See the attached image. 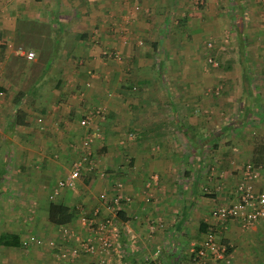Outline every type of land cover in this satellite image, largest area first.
Masks as SVG:
<instances>
[{
    "label": "crops",
    "instance_id": "obj_1",
    "mask_svg": "<svg viewBox=\"0 0 264 264\" xmlns=\"http://www.w3.org/2000/svg\"><path fill=\"white\" fill-rule=\"evenodd\" d=\"M190 13L197 17L196 33L198 28L201 32L219 29L221 15L242 19L236 26L252 41L249 49L258 57L254 63L264 59V0H0V146L13 148L20 157L19 163L10 162V169L1 161L0 195L9 191L1 180L11 177L12 169L24 167L38 172L35 177L20 175L18 186L24 191L20 190L47 191L50 184L39 186L32 178H47L46 172L53 173L62 163L69 167L84 137L90 136L98 170L79 177L74 190L83 187L81 194L67 189L57 198L73 208L80 198L88 207L99 192H112V176L123 183L131 202L120 211L116 254L109 264H185L190 243L199 242L208 225L217 241H233L237 246L229 253L230 264H264V258L256 261L255 256L258 248H264V219L241 230L236 220L219 222L211 217L214 206L232 199L240 172L231 173L232 162L241 149L251 158V143H241L236 135L246 121L233 120L241 114L263 115L264 102L258 100L264 98V76L250 73V61L241 60L240 71L231 68L236 75H227L229 70L223 74L235 88L228 96L235 116L220 121L218 106L208 103L205 116L203 98L210 92L205 88L214 86L219 74L207 73L199 60L179 56L181 44L172 42L173 30L166 33L164 26L171 16L186 20ZM123 15L131 17L130 24L124 25L130 29L125 42L122 23L117 24ZM155 22L158 26L151 30ZM187 24L173 29L181 33ZM137 29L150 38L143 53L135 41ZM17 49L34 55L26 59ZM110 49L121 52L123 63L107 55ZM47 55L49 63L43 64ZM20 60L40 66L42 73L33 67L24 74ZM46 64L47 75L41 78ZM39 79H44L42 88L31 91ZM242 81L246 84L238 88L236 83ZM16 109L23 113L26 125L13 124ZM86 116L88 124L79 125ZM229 132L234 134L227 143L230 147L220 151L215 143ZM208 147L212 156L204 157ZM217 160L227 167L220 179L207 169ZM255 168L254 188L264 191V166ZM97 177L102 179L101 187L93 194L85 184ZM4 232L19 236L9 228ZM75 264L96 262L83 256Z\"/></svg>",
    "mask_w": 264,
    "mask_h": 264
},
{
    "label": "rangeland",
    "instance_id": "obj_2",
    "mask_svg": "<svg viewBox=\"0 0 264 264\" xmlns=\"http://www.w3.org/2000/svg\"><path fill=\"white\" fill-rule=\"evenodd\" d=\"M180 19L181 18H179V16L177 17L171 16L170 18H168L166 21V24L164 25L166 29V33L167 31L172 29L173 30V33L171 36L172 42H176L177 46H180L181 44V47H180L181 51L178 54L179 56L189 61L199 60L200 63L203 64V68L207 70V73L211 74L213 72V73L219 74V80L217 83L213 84L214 85L212 86L213 88L211 87V84L208 86V88H205V90L208 89V91L210 92L209 94L205 95L207 98L206 97L203 98L204 100L203 102L205 105L203 113L204 115L205 113H207L206 105L212 104L213 107L217 105L219 109L218 111L220 112L219 114H217L220 117L219 120L227 122L230 118H233V116H235L233 111H231L232 101L229 100L228 98L231 90H234L235 88H233L232 84H229L225 81V78L227 77L226 75L223 77V74L227 70H229L230 73H227V75H236V73H233L231 68H233L234 66V69L236 70V72L240 71V68H242V66H239L237 64H239L242 60L244 63L246 61L247 62L250 61V64L248 66V68L250 67L248 69L249 71H251L250 73H255V75L264 76V59L261 62H259V65L254 63V59L258 57L254 55L253 49H249V45L252 44V41L249 40L248 34L241 35V33L238 30V27L236 26V24L238 25L239 22L240 23L242 22V19L238 20L237 17L235 16L228 19V17L221 15V19L219 20V29H217L216 31L208 30V31L201 32L200 31L201 29L198 28L197 33L195 30L196 29L195 24L197 20L196 15H194L193 13H190V16L186 18V20H180ZM130 20H131V17L124 16L123 20L122 21L118 20L119 23H117V24L122 23L123 28H121V30L123 32L121 33V35L123 36L122 38H124L125 41L127 40V37H128L126 33H128L127 31H129L130 29L126 27L127 28L126 30L124 25L128 26L130 24L129 23ZM186 22H188V24ZM155 23L156 25L155 26L153 25L151 30L158 26V22H155ZM185 24H187L188 26L187 30L181 31V33L178 32L177 30L180 27H183ZM176 26L179 28L173 29ZM205 26L209 27V23L206 22ZM119 27L120 26L117 25L112 30L113 31L118 30ZM250 27H253V26H250ZM190 30H193V31H190ZM145 33L146 32H144V34ZM262 36H263L262 39L264 41V31L262 33ZM134 37H135V41L139 44L138 46L141 47L142 53L146 51L147 48L149 49L150 38L148 37V35H143V34L140 35L137 29L136 36ZM59 38L60 37H58L57 42L59 41ZM42 46L43 48H45L44 45ZM243 46H246V48L244 49ZM36 48L37 47H34V50H36ZM178 51H176L175 54L178 53ZM258 56H259V52H258ZM49 57L50 56L48 55L46 57L44 56L43 64L49 63V59H50ZM149 57L151 59H155L153 55H150ZM149 57H146V58H149ZM260 57H262V54ZM208 59H210L211 61L209 62ZM31 63L30 61L20 60L19 65L24 66V69H23L24 74H29L30 69L34 67ZM120 63H123V61ZM47 65L48 64H46L44 67V73L41 76V78H44L47 75L45 72L47 69ZM19 68L20 67H17V69ZM34 68H36L37 71L39 72L41 71L42 73L40 66H37ZM188 69L194 70V68L192 67L191 68L188 67ZM39 80L40 81L38 83H34V85H31L30 87L31 91L42 88L44 79H39ZM243 83L244 85L246 84V82L244 81L236 83V84L239 88V86L241 87ZM250 85L254 86L255 84L251 82ZM258 101L264 102V98L261 97L259 98ZM208 114H209L208 118H210V115L212 114H210V112ZM233 121H235V123H238V122L243 123L246 121V123L243 125L239 133L236 134L237 138H239V141L241 143H247V144L251 143L252 145V138L255 134H259V133L264 134V113L263 115L257 112H253V114H241V116H237L236 119L234 118ZM229 133H226V135H222L220 136L219 139H217L215 145L220 146V151H223L225 150V148L230 147V144L228 145L227 143L231 141V137L234 136V134L233 132L232 133L229 132ZM209 149L210 147H208L206 151L203 150L204 157L212 156L211 153H209ZM241 151L242 152L237 155V159H235L232 162V165H230V167H234L232 170H230L231 173L234 172V174H236V171H238V169L241 170V168L245 164L251 163L250 156L248 157L245 156L247 152L243 151L242 149ZM216 153H218V151ZM16 155L18 156L15 157ZM4 160H5V163H4L5 167L7 168L9 167L10 169V165H9L10 162L13 165L17 164L19 163L20 157H19V154H17L13 150V148L11 150V147L0 146V164H1V161H4ZM13 160H16V162ZM204 163H209V162H204ZM216 163H218V160L216 161ZM61 166L59 167L58 170H55L53 173L46 172V174H48L47 178H43L41 176H39L38 178H34L36 176V172L38 171H36L35 168L31 170L28 169L27 171H25L24 169L25 167H24L16 171L15 169H12L9 173L11 177L1 180L2 186L9 185V188H8L9 191L7 190L5 193L0 195V233L7 231V228H9L10 231L18 233L19 237H22L26 234L36 235V236L42 237L46 241L48 238L50 239L54 236V234L56 233V229H55L56 227L48 223L46 219V206H47V203L49 202L48 192L52 186V183L55 182V181L53 182V180L57 178V175L61 177L63 173H65L66 169L69 168L66 163L65 164L62 163ZM208 167H213L214 170H216L214 174V177L216 179L221 178V176L219 177V174L222 173V169L227 170V167L226 166L222 167L220 163L213 164L212 162H210L209 165H207V169ZM95 169L98 170V166ZM27 173L32 174L34 176L32 179H34L35 181L33 182H37L39 186H42L43 184L45 186L50 184V186L47 188V191H45V189H42V188L40 190L39 188L38 193L29 194L26 192H22L24 190L22 189V187L18 186V182L22 180L20 179L19 176L28 175ZM93 175H95V173ZM95 177L96 176H94V178ZM106 177L107 175H105V178ZM99 179L100 178L97 177V179H95V181H93L90 185L85 184L87 185V187H89L88 190L92 191L93 194L99 191V187H101L100 181H102V179L100 180ZM117 180L118 178H116V176H112L109 179V183L114 184L115 182H117ZM72 190L78 194H81L84 191L83 187L77 188L76 191L74 189ZM57 197L53 200L54 202H59L60 199H58ZM74 200H76V198ZM77 204L86 206V202H84L80 198L77 199ZM242 235H244V233H242ZM222 244L226 246V249H227L226 252L230 254H231V251L237 247L233 241L230 242L229 244L228 243H222ZM248 248H251V247H248ZM251 252L253 253V251ZM258 252L259 253L255 255L257 257L256 261L259 258L260 260H263L262 258H264V248H262L261 250L258 248ZM55 253H56L55 251H52L45 245L37 246V247L30 246L26 248L21 247V245L18 247H11V248H7L5 246L0 245V264H64L60 259H57V255H55ZM49 255L51 258H49ZM231 261L232 259H230L229 264L231 263Z\"/></svg>",
    "mask_w": 264,
    "mask_h": 264
},
{
    "label": "built area",
    "instance_id": "obj_3",
    "mask_svg": "<svg viewBox=\"0 0 264 264\" xmlns=\"http://www.w3.org/2000/svg\"><path fill=\"white\" fill-rule=\"evenodd\" d=\"M122 41L125 42V39L122 38ZM17 53L26 59H32L34 55L32 51L21 49H17ZM107 55L118 62L125 59L115 49ZM88 120L87 116L80 119L79 125L86 126ZM91 140L88 135L84 137L67 171L52 184L48 192L49 201H53L63 190L74 189L81 175L97 167L91 150ZM215 171L213 167H208L210 176L213 177ZM256 177V168L251 163L245 164L232 187V199L228 203L214 206L211 217L219 222L236 220L241 230L264 219V191L254 188ZM129 202L131 196L125 193L122 183L117 181L113 184L112 192H99L95 203L88 207L77 205L76 222L56 225V233L52 238L45 241L40 236L27 235L20 240V245L24 248L45 245L55 250L57 259L64 264H75L83 256L94 259L96 264H109L112 255L116 254L120 234L117 213ZM149 230L152 231L153 227L149 226ZM214 234L213 227L208 225L200 241L190 243L188 262L185 264H229L231 255L226 252V246L216 240Z\"/></svg>",
    "mask_w": 264,
    "mask_h": 264
},
{
    "label": "trees",
    "instance_id": "obj_4",
    "mask_svg": "<svg viewBox=\"0 0 264 264\" xmlns=\"http://www.w3.org/2000/svg\"><path fill=\"white\" fill-rule=\"evenodd\" d=\"M111 50L112 49L108 51ZM22 117H23V113L21 112V110L16 109L13 113V124L22 125V126L26 125L27 122L23 120ZM251 164L254 167L264 166V134L262 133L255 134L252 138ZM76 212H77L76 208L66 206L62 202L49 201L46 206V219L48 223L54 226L60 224H66L74 219ZM117 217L122 218V213L118 212ZM0 245L5 247H18L20 246L19 236L14 233L1 232ZM146 264H151V263H146Z\"/></svg>",
    "mask_w": 264,
    "mask_h": 264
}]
</instances>
